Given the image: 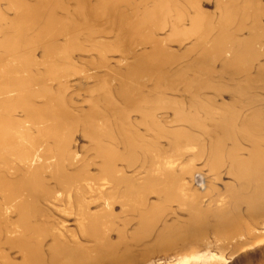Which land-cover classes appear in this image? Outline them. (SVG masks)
Wrapping results in <instances>:
<instances>
[{
  "label": "bare ground",
  "instance_id": "1",
  "mask_svg": "<svg viewBox=\"0 0 264 264\" xmlns=\"http://www.w3.org/2000/svg\"><path fill=\"white\" fill-rule=\"evenodd\" d=\"M50 1L41 0L39 9L19 21L9 51H28L37 43L48 45L59 34L74 35L78 29L75 23L56 18L52 11L42 13L46 3L58 4V0ZM84 1L78 0L82 13L87 12ZM115 13L113 22L125 36L144 34L136 30L137 20L130 23V18L122 15L128 23L126 32V21H120L121 16ZM42 18L41 31L28 40L26 30ZM206 52L209 60L226 53V107L209 106V126L182 118L177 121L181 125L159 132L161 143L156 136L131 140L130 130L122 126L121 134L129 145L122 155L102 143L111 133L102 114L95 112L92 120L81 118L92 127V138L103 158L98 178L65 171L67 144L51 159H44L25 142H18L19 136L24 138L14 126L13 109L23 110L29 124L42 128L43 137L59 136L76 119L61 99L45 93V79L29 72L31 62L26 58L15 68L0 66V88L5 89L0 97V165L6 171L0 172V264H100L112 256L116 257L113 264H125L132 260L137 246L190 257L196 254L193 245L208 228L226 236L241 227L242 204L250 206L253 216L264 218V0H226V28L218 29ZM148 59L143 60L146 68ZM207 68L208 64L201 67L204 72ZM159 69L154 66V72ZM9 91L15 94L14 107L7 101L12 97ZM36 98L44 102L35 106L32 101ZM164 140L168 141L167 150L161 145ZM139 159L144 161L140 182L136 185L127 180L123 192L115 189L99 210L91 211L96 201L87 200V194L122 183L116 162L124 161L131 168ZM47 173L58 183V192L48 187ZM116 204L130 215L125 227L134 221L137 227L130 235L121 233L118 242H111ZM54 211L73 217L78 234L68 230L63 217H56ZM14 250L21 255V263L13 261Z\"/></svg>",
  "mask_w": 264,
  "mask_h": 264
},
{
  "label": "rangeland",
  "instance_id": "2",
  "mask_svg": "<svg viewBox=\"0 0 264 264\" xmlns=\"http://www.w3.org/2000/svg\"><path fill=\"white\" fill-rule=\"evenodd\" d=\"M40 2L0 0V66L15 68L26 58L31 62L29 72L45 79V93L61 99L72 113V118L76 119L59 136L43 137L42 128L29 124L23 110L13 109L10 113L15 118L14 126L23 134L24 139L19 136L18 142H25L38 151V156L51 159L67 144V153L63 158L67 173L100 176L103 158L92 138V127L81 120H92L95 112L106 118L111 131L102 143L125 155L129 145L121 134L122 126L130 130L128 138L131 140L156 136L161 143L159 132L181 125L177 121L182 118L201 120L209 126L211 120L206 111L209 106L226 107V53L209 60L206 52L218 29L226 28V0H159V3L155 0H85L86 13L81 12L78 0H58L57 5L46 3L42 13L52 11L56 18L75 23L78 29L74 35L59 34L48 45L37 43L28 51L12 53L9 48L19 21L39 9ZM156 4L159 5L155 8ZM111 9L114 13L117 9L115 15L121 16L120 21L124 18L122 15L128 16L126 18H130V23L137 20L134 22L135 28L138 25L136 30L144 34L125 36L118 29L116 21L115 24L113 22L117 16L112 12L113 15H109ZM111 18L113 23L108 21ZM126 18V23L123 22L127 29L121 23L128 32ZM41 20L43 18L26 30L28 40L41 31L44 25ZM147 58L149 67L146 68L143 60ZM206 64L208 68L204 72L201 67ZM155 65L160 66L159 71L154 72ZM0 89L1 97L5 89ZM9 93L12 97L7 98L8 104L14 107L15 94L13 91ZM32 102L37 106L44 101L36 98ZM161 145L166 150L169 147L167 140ZM143 164V159H139L133 167L127 168L124 161H117L116 168L121 170L124 178L122 183L116 187L106 185L98 192L87 194V200L93 198L96 201L90 210H99V206L106 203L115 189L118 193L123 192L127 180L137 185L144 176ZM3 169V165H0V172L5 174ZM46 180L52 191H59L58 183L49 173ZM196 180L199 184V175ZM226 180L227 177L224 178ZM239 209L241 227L226 236L217 234L213 227L208 228L205 236L197 240V245H193L196 247L192 248L195 255L189 257L175 251L160 253L154 247L137 246L132 260L125 264H264V218L253 216L250 206L246 204ZM54 214L63 217L67 229L78 234L73 217H61L57 215L58 211H54ZM114 214L110 240L118 242L120 234L127 232L130 235L137 222L125 227L130 215L119 204L114 206ZM46 243L49 245L51 239ZM12 255L15 263H21L18 250H14ZM45 256L49 261L50 256ZM112 257L105 259L108 263L104 261L100 264H113L116 257Z\"/></svg>",
  "mask_w": 264,
  "mask_h": 264
}]
</instances>
